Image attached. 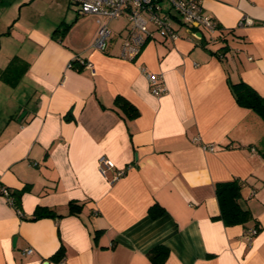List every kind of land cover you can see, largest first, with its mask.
<instances>
[{
	"label": "crops",
	"instance_id": "1",
	"mask_svg": "<svg viewBox=\"0 0 264 264\" xmlns=\"http://www.w3.org/2000/svg\"><path fill=\"white\" fill-rule=\"evenodd\" d=\"M203 6L213 39L176 24L178 40L156 35L127 62L125 32L94 49L97 17L72 0H0V187L23 190L21 214L0 194V264H55L61 249L65 264H152L159 245L164 264H264V122L231 91L244 81L264 96V0ZM142 68L162 74L165 94ZM117 96L140 115L128 119ZM101 156L126 174L110 183ZM232 180L246 224L220 218L216 184ZM40 207L55 216L31 219Z\"/></svg>",
	"mask_w": 264,
	"mask_h": 264
},
{
	"label": "built area",
	"instance_id": "2",
	"mask_svg": "<svg viewBox=\"0 0 264 264\" xmlns=\"http://www.w3.org/2000/svg\"><path fill=\"white\" fill-rule=\"evenodd\" d=\"M72 2L78 6L80 15L97 17L99 30L93 42V48L102 52L107 49L111 37L109 22L126 16L128 28L121 42L119 57L127 62L135 61L143 46L155 39L156 35L163 41L178 40L180 35L175 27L176 24L186 26L191 30H204L211 39L220 30L216 20L205 12L203 0H72ZM252 24L253 21L247 17L242 18L238 23L242 27ZM76 60L95 74L92 62L84 59ZM142 70L154 96H161L167 92L162 74L148 72L145 68ZM203 147L211 151L215 149L213 144ZM99 171L110 183H115L126 174L127 169L116 168L109 158L101 156ZM0 194L13 205L14 199L9 188L1 186ZM258 231L257 227L248 228L244 233L245 239L250 242ZM33 253L32 247L22 250V255L25 257ZM55 264H65L64 258Z\"/></svg>",
	"mask_w": 264,
	"mask_h": 264
},
{
	"label": "trees",
	"instance_id": "3",
	"mask_svg": "<svg viewBox=\"0 0 264 264\" xmlns=\"http://www.w3.org/2000/svg\"><path fill=\"white\" fill-rule=\"evenodd\" d=\"M231 91L236 99V102L244 108L255 112L264 122V96L259 94L252 86L239 81L231 84ZM114 105L122 111L128 119H135L140 115L139 110L132 105L123 96H117L114 100ZM264 157V152L262 153ZM242 182L240 180H232L220 182L216 184V195L220 205V218L226 225L246 224L252 219L249 210L244 209L239 204L241 198ZM23 191V190H22ZM22 191L11 192L14 199L13 206L19 214L21 209L19 206V198ZM159 207L153 206L149 212L152 216H156V209ZM81 206L75 202L69 204V213L74 214L79 212ZM161 209V208H160ZM55 214L45 207H40L36 210L35 215L31 219H38L42 217H53ZM168 256V249L165 246H155L148 252V257L152 264H164ZM55 262L64 258L63 249L59 250L52 257Z\"/></svg>",
	"mask_w": 264,
	"mask_h": 264
},
{
	"label": "rangeland",
	"instance_id": "4",
	"mask_svg": "<svg viewBox=\"0 0 264 264\" xmlns=\"http://www.w3.org/2000/svg\"><path fill=\"white\" fill-rule=\"evenodd\" d=\"M110 29L113 31V36L115 35L116 30L121 29L124 34L127 32L128 23L126 16H122L119 19H115L114 21L110 22ZM119 35V34H118Z\"/></svg>",
	"mask_w": 264,
	"mask_h": 264
}]
</instances>
